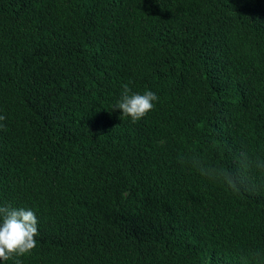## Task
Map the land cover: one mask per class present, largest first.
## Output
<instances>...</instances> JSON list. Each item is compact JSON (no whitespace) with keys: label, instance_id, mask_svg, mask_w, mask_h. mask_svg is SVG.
<instances>
[{"label":"trees","instance_id":"trees-1","mask_svg":"<svg viewBox=\"0 0 264 264\" xmlns=\"http://www.w3.org/2000/svg\"><path fill=\"white\" fill-rule=\"evenodd\" d=\"M0 205L5 264H264V0H0Z\"/></svg>","mask_w":264,"mask_h":264},{"label":"clouds","instance_id":"clouds-1","mask_svg":"<svg viewBox=\"0 0 264 264\" xmlns=\"http://www.w3.org/2000/svg\"><path fill=\"white\" fill-rule=\"evenodd\" d=\"M158 100L152 90L132 92L125 85L114 108L122 110V116H129L136 122L143 119ZM38 235V217L33 209L0 205V264L29 253L36 247ZM14 264H20V261L14 260Z\"/></svg>","mask_w":264,"mask_h":264}]
</instances>
